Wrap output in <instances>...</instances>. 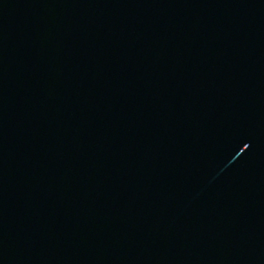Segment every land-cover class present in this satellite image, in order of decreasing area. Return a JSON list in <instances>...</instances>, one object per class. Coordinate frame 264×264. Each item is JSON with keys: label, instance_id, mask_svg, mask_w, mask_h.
Wrapping results in <instances>:
<instances>
[{"label": "water", "instance_id": "1", "mask_svg": "<svg viewBox=\"0 0 264 264\" xmlns=\"http://www.w3.org/2000/svg\"><path fill=\"white\" fill-rule=\"evenodd\" d=\"M0 264H264V0H0Z\"/></svg>", "mask_w": 264, "mask_h": 264}]
</instances>
